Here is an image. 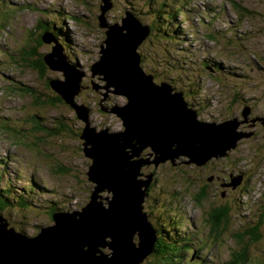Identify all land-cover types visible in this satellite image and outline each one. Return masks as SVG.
<instances>
[{
    "label": "rangeland",
    "instance_id": "rangeland-1",
    "mask_svg": "<svg viewBox=\"0 0 264 264\" xmlns=\"http://www.w3.org/2000/svg\"><path fill=\"white\" fill-rule=\"evenodd\" d=\"M113 2V9L105 17L100 10L105 5L101 0H0V17H8L7 24L0 29V190H10L14 197H25L31 202L26 209L18 207L14 200L4 216L15 224L17 231L35 236L40 228L53 224V211H81L92 200L97 185L88 180L87 173L94 162L85 152L88 141L82 138V131L88 126L86 120H79L77 110L65 102L40 108L34 105L37 96L59 97L48 84L65 78L61 71L47 67L41 73L22 61L26 51L35 53L32 33L41 36L49 23L58 30L62 28L59 36L66 44L67 60L77 65L72 76L76 79L75 72H82L83 88L73 96L74 104L81 107L82 113L87 111L95 131L109 128L122 133V120L109 109L116 104L122 106L127 100L113 93L114 86L107 87L103 73L93 71L102 58L103 48L108 46L107 28L101 25L120 23L127 11L134 12L144 25H150L160 21L163 10H180L167 32L151 29L140 46V52L146 56L147 71L156 74L158 84L169 83L176 91H189L186 100L198 109L199 119L223 122L235 116V131L248 135L238 138L236 147L227 155L212 156L202 165L189 162L190 158L183 154L174 163L167 159L157 165H142L139 180L153 174L148 188L150 196L144 206L148 208L150 204L152 213L172 218L171 224L174 221L168 227V235L162 233L165 242L170 236L182 241L183 249L187 247L185 256L172 264H227L244 248L249 250L247 264H264V224L258 239L251 232L260 219V205L264 208V130L248 122L251 112L247 117L242 114L246 107L240 106L235 96L237 92L244 94L254 112L264 114V0ZM10 3L17 7L14 11H21L7 12ZM228 27H233L236 37L232 38L230 31L227 38L217 36V30L224 32ZM37 46L39 56L52 51L54 44ZM211 63L219 64L221 72L210 70ZM238 81L243 83L240 88L236 87ZM35 121L60 130L49 132L37 127L39 123ZM155 157L150 146L140 155L151 161ZM210 164L211 168H206ZM241 171L247 176L245 188L236 192L229 191L228 185L220 188L221 175H233L229 183L232 186ZM210 177L216 179L211 183L207 180ZM206 183L212 189L206 198L197 201L198 190ZM102 195L113 197L108 191ZM109 198L104 204L108 208ZM230 202L229 224L225 229H215L214 208ZM103 249L107 254L112 251Z\"/></svg>",
    "mask_w": 264,
    "mask_h": 264
},
{
    "label": "water",
    "instance_id": "water-1",
    "mask_svg": "<svg viewBox=\"0 0 264 264\" xmlns=\"http://www.w3.org/2000/svg\"><path fill=\"white\" fill-rule=\"evenodd\" d=\"M102 2L105 5L101 12L106 17L114 2ZM125 14L120 23L101 25L107 28L108 46L103 48L98 67L93 69L94 74L103 73L107 87L114 86L117 94L127 100L122 106L116 104L109 109L122 120V133L109 128L95 131L87 111L82 113L81 107L74 104L73 96L82 89V72L76 71L74 79L75 66L68 62L62 47L51 33L42 36L43 42L54 44L52 51L44 55L46 64L61 71L65 78L51 80L50 86L88 124L82 131V138L88 141L85 152L94 162L87 173L88 180L97 184L94 191L106 187L113 193L109 208L97 200L93 191L92 200L81 211L54 213L53 224L40 228L35 236L10 228L0 213V264H140L152 253L157 239L144 210L153 174L146 182L139 180L142 165H157L167 159L174 163L181 154L189 157V162L202 165L212 156L227 155L236 147L238 138L245 136L244 132L235 131L236 117L223 122L203 121L189 107L182 92L169 83H156L153 75L146 73L138 48L151 28L132 12ZM249 112L246 107L242 114L247 117ZM147 146L156 153L154 161L133 159L140 157ZM241 181L239 176L232 185L238 186ZM106 244L113 254L104 253Z\"/></svg>",
    "mask_w": 264,
    "mask_h": 264
},
{
    "label": "trees",
    "instance_id": "trees-1",
    "mask_svg": "<svg viewBox=\"0 0 264 264\" xmlns=\"http://www.w3.org/2000/svg\"><path fill=\"white\" fill-rule=\"evenodd\" d=\"M10 4H11L10 5V9L7 10V12H12L14 14V13H17V12L21 11V10H15L14 11V9L15 8L17 9V7L14 8L13 7L14 4L13 3H10ZM20 8L22 10H26V7L20 6ZM170 9H172V8L170 7ZM100 10H101V8H100ZM132 13L139 20V17L134 12H132ZM162 13L164 14V15H162V17H164V18L160 17V21L159 20L152 21V23L150 25H148L152 30H154V29L157 30L158 29L160 31L161 29H163V31L167 32L168 27H172L173 21L178 17V13L180 14L181 12H180V10L179 11L178 10L173 11V9H172L170 11V10L166 9V10H163ZM239 14L242 15V12L240 11ZM58 15H61V14H58ZM71 17L72 16H70L68 18V20L71 19ZM7 18L8 17H6L5 14L0 17V29L3 28V26H2L3 24H7ZM161 19H162V21H161ZM47 29L51 32V34L56 39L58 44L62 47L63 54L68 59V56L66 55V50H65L66 49V44H65V42L62 41V39L59 36V34H61V32L63 33L62 28H61V30H58V28L54 24H50L49 23V24H46L45 27H43V31L47 30ZM228 31H230V33H231L230 35H232V38L236 37V32L233 29V27H228L226 29V31H224V32L223 31L219 32L217 30L216 34H217V36H220L223 39V38H227V35L229 33ZM36 36H38V35H36ZM36 36H35L34 33H32V35L30 37L31 42L34 43L33 49H34L35 53L26 51L27 54H25V56L22 58V61H27L29 63V65H30V67L38 68L41 71V73H44L46 71V68L48 67V65L46 64V62L44 60V58H45L44 55L41 54V55L38 56V52H37L38 46L37 45L40 42H42V39H41L40 35L38 36L39 38L36 37ZM232 38L229 37V39H231V40H232ZM42 43H44V42H42ZM138 53H139L140 58H141V66L144 68V70L146 71L147 74L153 75L154 81H155L156 74L153 71H151V70H150L151 72L147 71V69H146V67L144 65V62L146 60V56L142 52H140V47L138 48ZM209 67H210V70H212V71H214V69L215 70L217 69L218 72H221V69H220L221 67L217 63L216 64L211 63L209 65ZM212 74H214V73L211 72V75ZM223 74L226 75L227 77H231L229 74H226V73H223ZM241 84H243V83H240L238 81L236 83V87L238 86L240 88L242 86ZM50 87H51L50 84H48V88H50ZM178 92H182V91L178 90ZM182 93H183V97H184L185 101L188 103L189 107L191 109H194L195 111H197L198 112V116H199V111H198V109H196V107L194 106L193 102L186 100V97H185L186 95L185 94L189 93V91L188 92H182ZM235 96L237 97V101H238L240 106H242V107L243 106L244 107H250L251 101H250L249 98L244 97V94L237 92L235 94ZM57 102H61V103L65 102L63 100V97L60 94H59V97H55V98H48V97L40 98L38 96L34 98V105L37 108L44 107V106L49 105V104L52 105V106H55ZM242 111H243V109L241 110V112ZM77 118L79 119L78 115H77ZM3 119H4V117H2L1 120H3ZM36 123L38 124L39 122H36ZM37 127L43 128V129H45V130H47L49 132H57L58 130H60L59 127H57V126L52 127V128L45 127V126H43V123H39L37 125ZM65 127H66V125H65ZM18 130H20V129H18ZM20 132L21 131H17V133H20ZM208 190H209L208 188H204V189L201 188L200 190H198L199 191V195L196 196V200L200 201V200H203L204 198H206L208 196ZM148 192H149V190H148ZM148 192H147V194H148ZM146 199H147V197H146ZM146 199H145V201H146ZM14 200L18 201L19 204H17V205H19L18 207H20V208H26L27 209L30 206V203H31V202H28L25 197H21V198L14 197L10 190H6V191L5 190L4 191L0 190V213L4 214L5 212H8L10 210V208L12 207ZM231 203L232 202H230L228 204L227 203L223 204L224 206H221V207H218V208H214V210H213L214 214H212V218H213L212 224H213V227L215 229H217V230L218 229L219 230L220 229H225L227 227V225L229 224V220H230L229 212H230V209H232ZM148 205H149L148 208H146L144 206L145 207L144 210L148 214L149 220L153 224V226H154V228L156 230L157 239H156V241L154 243V247H153L152 253L149 256H147L140 264H166V263L172 264L173 262L176 261L175 258L180 256V254L183 252V250L185 248L183 249L180 246L182 241H177V239L174 238V237H170L169 236L168 237L169 241L168 240L166 242L164 241V239L162 237L163 236L162 233H165L166 235H168V232L170 231V229L168 227L172 226V224L170 222V220L172 218H166L165 215H154V213H152L153 206H151L150 204H148ZM6 219L9 222V227L10 228L12 227V228H14L16 230V227L14 226L15 224L9 218L6 217ZM255 224H256V227L251 229V232H253V235L255 237H257V235L259 237V234H260V231H261L260 229L262 228V226L264 224V213L263 212L260 214V219ZM178 227H180V224L178 225ZM240 227L243 228V226H240ZM39 232H40V229H39ZM21 233H23V232H21ZM238 236L241 237V234L238 235ZM258 237L256 239H258ZM185 244H187V242H185ZM248 259H249V250H248V248H244L243 250H240L237 253L235 258L231 262H227V264H247L248 263Z\"/></svg>",
    "mask_w": 264,
    "mask_h": 264
},
{
    "label": "flooded vegetation",
    "instance_id": "flooded-vegetation-1",
    "mask_svg": "<svg viewBox=\"0 0 264 264\" xmlns=\"http://www.w3.org/2000/svg\"><path fill=\"white\" fill-rule=\"evenodd\" d=\"M42 39V38H41ZM43 42V41H42ZM42 42H40V43H42ZM45 43V42H44ZM44 43H42V44H44ZM250 109H251V115H250V118L248 119V122L250 123V124H253V125H256L257 126V128H259V129H262V130H264V120H263V117H264V114H262V113H255L254 112V110H253V107L250 105ZM235 117V116H234ZM211 165H213V164H210L209 166H207L206 168H211ZM202 168H204V167H202ZM205 168V169H206ZM203 173V172H202ZM221 175V174H220ZM239 175H241V177H242V181H241V184L240 185H238V186H230L229 185V183L231 182L230 180L231 179H233L232 177H233V175H230V174H228V173H226L225 175H223V177H222V175H221V177L218 179L219 181H220V183H222V184H220V188H224V187H226L227 188V185L229 186V188H228V190L229 191H231V190H235L234 192H236V191H239V190H241V188L243 189V188H245V186H246V184L248 183L247 182V176H246V172L245 171H241V172H239ZM216 178L215 177H210V178H208L207 180L209 181V182H211L212 183V181L213 180H215ZM205 180V179H204ZM212 185H210V184H203L202 185V189H204V188H208L209 190H211L212 189V187H211ZM200 188V189H201ZM149 190V189H148ZM151 190V189H150ZM150 190H149V192H148V194H147V196H150ZM222 206H224V205H222ZM256 206H258L259 207V205H256ZM260 207H261V209H264L261 205H260ZM260 209V214H261V212H262V210ZM154 215H156V214H154ZM258 222V221H257ZM179 223H180V221H179ZM256 227V224H254L253 226H252V228L251 229H253V228H255Z\"/></svg>",
    "mask_w": 264,
    "mask_h": 264
},
{
    "label": "bare ground",
    "instance_id": "bare-ground-1",
    "mask_svg": "<svg viewBox=\"0 0 264 264\" xmlns=\"http://www.w3.org/2000/svg\"><path fill=\"white\" fill-rule=\"evenodd\" d=\"M82 74V73H81ZM81 74H80V76H81ZM82 88H83V86H82ZM81 91V90H80ZM113 93H117L116 91H114ZM175 105H176V102H175ZM245 136H247V134H244ZM136 158H138V159H144V158H140V157H136ZM175 165H176V163H175ZM149 177H150V175H148L147 176V180L149 179ZM147 180H144L145 182L147 181ZM92 182V181H91ZM94 184V183H93ZM109 192V190L105 187V188H100L99 190L98 189H96V191H94V193H95V195L97 196L96 198H97V200L99 201V202H101V203H103V204H105V200H108L107 198H109V197H104L102 194H104V193H106V192ZM112 193V192H111ZM113 194V193H112ZM91 196V195H90ZM113 198V197H112ZM101 201H100V200ZM110 199V198H109ZM110 201H111V199L108 201V205L110 204ZM105 248H109L110 250H111V248H110V246H109V244H106L105 245ZM111 254H113L112 253V251H111V253H110V255Z\"/></svg>",
    "mask_w": 264,
    "mask_h": 264
}]
</instances>
